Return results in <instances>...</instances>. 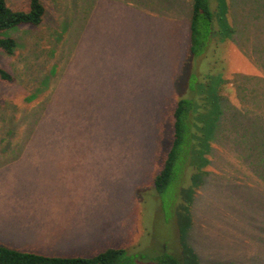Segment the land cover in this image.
Here are the masks:
<instances>
[{"label":"rangeland","instance_id":"obj_1","mask_svg":"<svg viewBox=\"0 0 264 264\" xmlns=\"http://www.w3.org/2000/svg\"><path fill=\"white\" fill-rule=\"evenodd\" d=\"M42 1L44 22L11 29L18 48L0 53L14 75L0 80V245L67 257L123 248L120 264H158L182 246L181 264H264V126L248 132L225 113L204 155L184 138L168 186L153 183L172 111L202 74H222L232 103L261 87L264 0H226L227 25L245 29L200 58L187 55L190 0H165L166 16L128 0ZM59 23L69 34L58 54L39 55ZM52 71L40 105L30 90ZM190 158L203 173L190 177Z\"/></svg>","mask_w":264,"mask_h":264},{"label":"trees","instance_id":"obj_2","mask_svg":"<svg viewBox=\"0 0 264 264\" xmlns=\"http://www.w3.org/2000/svg\"><path fill=\"white\" fill-rule=\"evenodd\" d=\"M159 1L142 0L140 2L139 0H128L127 2L133 9L139 7L145 9L146 6L149 11H153L160 16H166L163 12L166 10L163 6L165 0ZM258 1L255 0L256 3ZM247 2L246 0H242L239 6L244 7ZM155 3L160 7L155 6ZM226 3L228 6L231 5L226 0H190L187 21L189 37L187 55H197L200 58L211 47L215 48L220 41L230 39L236 31L239 32V35L240 31H243V28L245 29V27L238 26V30L227 25L229 11L227 13L220 11V7H223ZM241 10L243 11V8H240L239 11L241 12ZM167 12L166 10L165 13ZM44 15L45 6L42 0H29L27 9L20 7L13 8L9 6L7 0H0V53L12 56L18 48V42L10 34L11 29L25 25L37 26L44 22ZM54 29L49 36L50 41H48L47 46L49 52L38 49L39 55L45 53L48 57H52L54 54H58L60 42H63L62 39L65 35L67 37L69 32L60 23ZM239 40L240 38L235 41ZM188 61L187 58L184 60V62ZM253 78L257 81L263 79L258 77ZM238 79L239 75H236L235 83H237ZM0 80L5 82H12L14 80V75L1 65ZM54 80V71L46 74L44 79H37L35 83L38 86L31 88L32 91L30 90L29 97L36 100L40 96H43L39 100V104H46L53 91ZM232 84L234 85L233 81ZM247 84L253 87L254 82L248 81ZM197 85L196 92L191 97L192 99L178 100L172 111L173 137L171 145L164 158L161 170L153 179L157 192L164 191L170 183L184 138L187 137V141H189L188 147L191 154H195L196 157L199 154L201 156L204 155V147L207 146L206 143L209 139L220 130V124L225 113L227 115L226 121L230 123V126H233L235 122L242 123L243 119H245L247 121L246 130L248 132L252 129L255 131L258 130L259 132L263 131L264 81L258 90L248 92V94L236 91L235 97H237V102L233 103L227 95V81L224 80L222 74H202L199 77V83ZM48 87H51V89L47 93ZM201 116L203 118L202 121L199 120ZM186 165L189 173L191 172L190 177L194 174H200V172L203 173L200 170V165L193 162L191 158L186 161ZM180 249L181 251L177 255L163 250L165 254L157 256L158 264H181L182 259L189 252L182 246H180ZM125 253V249L123 248H107L92 257L49 256L23 252L0 245V264H120L123 262Z\"/></svg>","mask_w":264,"mask_h":264}]
</instances>
